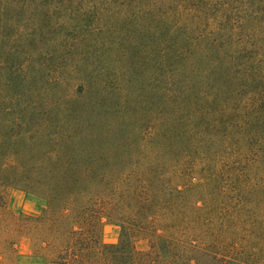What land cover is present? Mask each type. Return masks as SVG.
Returning a JSON list of instances; mask_svg holds the SVG:
<instances>
[{
    "label": "trees",
    "instance_id": "trees-1",
    "mask_svg": "<svg viewBox=\"0 0 264 264\" xmlns=\"http://www.w3.org/2000/svg\"><path fill=\"white\" fill-rule=\"evenodd\" d=\"M9 188L52 264H264V0H0Z\"/></svg>",
    "mask_w": 264,
    "mask_h": 264
},
{
    "label": "rangeland",
    "instance_id": "rangeland-1",
    "mask_svg": "<svg viewBox=\"0 0 264 264\" xmlns=\"http://www.w3.org/2000/svg\"><path fill=\"white\" fill-rule=\"evenodd\" d=\"M45 74L44 81L37 85L38 94H49L52 80L56 75L52 70L43 72ZM159 73V77H160ZM61 85L58 89L59 93H66L69 97L75 96V89L80 84L79 80L67 81L60 79ZM63 89V90H62ZM149 90H147V96ZM47 96V95H46ZM146 97L142 96L141 98ZM158 104V102H157ZM145 111H139V115L134 116L140 119L139 126L141 128L151 127V124L160 125V116L156 111L157 106L151 102L144 104ZM136 118H133L135 120ZM4 197V198H3ZM3 200H0V264H52L51 252L49 248H44L42 244H38L33 238L20 235L17 232L15 219L20 214L34 215L37 212V203L34 200L27 199L23 192L16 189H7L3 192ZM2 203V204H1ZM3 203L6 207L3 208ZM103 235L105 237H103ZM119 235V227L112 223H104L102 226V242L116 243ZM138 247H143V243H138Z\"/></svg>",
    "mask_w": 264,
    "mask_h": 264
},
{
    "label": "crops",
    "instance_id": "crops-1",
    "mask_svg": "<svg viewBox=\"0 0 264 264\" xmlns=\"http://www.w3.org/2000/svg\"><path fill=\"white\" fill-rule=\"evenodd\" d=\"M37 207H38V206H37ZM103 237H105V236L103 235ZM101 239H102V236H101ZM105 244H112V243H109V242H108V243H105Z\"/></svg>",
    "mask_w": 264,
    "mask_h": 264
}]
</instances>
